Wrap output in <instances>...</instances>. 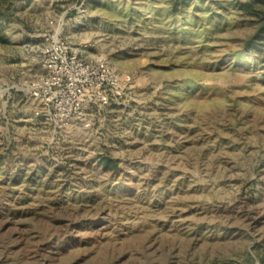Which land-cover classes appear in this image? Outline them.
<instances>
[{"label":"rangeland","instance_id":"obj_1","mask_svg":"<svg viewBox=\"0 0 264 264\" xmlns=\"http://www.w3.org/2000/svg\"><path fill=\"white\" fill-rule=\"evenodd\" d=\"M246 1L5 4L0 264H264V32ZM55 32L133 77L60 131L28 96Z\"/></svg>","mask_w":264,"mask_h":264},{"label":"built area","instance_id":"obj_2","mask_svg":"<svg viewBox=\"0 0 264 264\" xmlns=\"http://www.w3.org/2000/svg\"><path fill=\"white\" fill-rule=\"evenodd\" d=\"M42 73L28 82L35 115L55 130L87 120L92 107L124 102L133 77L116 71L106 57L87 59L58 32L39 48Z\"/></svg>","mask_w":264,"mask_h":264},{"label":"trees","instance_id":"obj_3","mask_svg":"<svg viewBox=\"0 0 264 264\" xmlns=\"http://www.w3.org/2000/svg\"><path fill=\"white\" fill-rule=\"evenodd\" d=\"M10 1H12V0H0V16H3L5 14V10H4L5 4L9 5ZM257 4H264V0H247L245 3V8H246V10L261 16V19L263 20V22L260 26V30H263V32H264V10L257 11V9H256V7H258ZM7 7L8 6H6V8ZM110 162H114V160H112L110 157H106V159L104 161L105 165L110 166L109 165Z\"/></svg>","mask_w":264,"mask_h":264}]
</instances>
